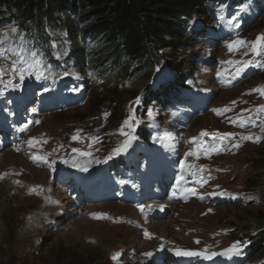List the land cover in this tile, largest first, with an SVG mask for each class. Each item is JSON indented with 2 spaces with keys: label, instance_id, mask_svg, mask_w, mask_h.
I'll return each mask as SVG.
<instances>
[{
  "label": "rangeland",
  "instance_id": "rangeland-1",
  "mask_svg": "<svg viewBox=\"0 0 264 264\" xmlns=\"http://www.w3.org/2000/svg\"><path fill=\"white\" fill-rule=\"evenodd\" d=\"M213 1H197L187 22L192 35L155 67L148 89L174 84L182 92L178 102L173 91L160 95L164 106L143 103V92L127 81L122 92L90 67H69L58 25L46 41L16 22L0 25V49L15 50L0 58L2 106L14 109L0 114V130L8 122L0 141H9L0 150V264H264V95L253 91L264 86V66L257 67L264 55L251 50L264 36V0H234L229 14L232 0ZM237 40L246 43L230 51ZM143 127L149 139L138 135ZM204 132L236 135L221 142ZM217 144L222 151L205 153ZM120 159L139 174L128 179ZM102 168L101 185L88 179ZM123 206L129 214L119 212ZM237 241L239 254L225 255Z\"/></svg>",
  "mask_w": 264,
  "mask_h": 264
},
{
  "label": "trees",
  "instance_id": "trees-1",
  "mask_svg": "<svg viewBox=\"0 0 264 264\" xmlns=\"http://www.w3.org/2000/svg\"><path fill=\"white\" fill-rule=\"evenodd\" d=\"M197 1L0 0V25L16 22L19 30L38 33L40 37H45L50 27L58 25L68 41L71 64L90 67L92 73L105 79L109 86L118 89L122 85V92L127 81L136 92H143V103L164 106L166 103L159 96L176 95L177 86H162L155 92L148 86L165 51L178 46L188 32L192 35L187 22L197 12ZM225 1L213 2L219 5ZM89 21L94 22L93 29L83 31ZM46 52L51 55L53 51L50 48ZM179 81H184V76ZM137 133L143 139L150 138L144 127ZM260 239L259 244H262L264 232Z\"/></svg>",
  "mask_w": 264,
  "mask_h": 264
},
{
  "label": "snow or ice",
  "instance_id": "snow-or-ice-1",
  "mask_svg": "<svg viewBox=\"0 0 264 264\" xmlns=\"http://www.w3.org/2000/svg\"><path fill=\"white\" fill-rule=\"evenodd\" d=\"M238 26V25H237ZM12 32H15L16 29L13 28L11 29ZM7 34H5L6 36ZM21 39H23V37H21ZM264 36L262 37H258L256 41L252 42L251 44V50L253 52L256 53L257 56H260V55H264ZM246 42L245 41H242V40H237L235 42H232L228 45L229 47V50L230 51H233V50H236L237 46H242L243 44H245ZM15 50L14 49H0V58H4V59H7V52H14ZM247 53H245L246 55ZM33 56H35V53L32 54ZM23 61V57L21 56L19 60H13L12 62V70H17V64L22 62ZM251 62L250 61H245L244 62V65L243 67H239L237 68V71L235 73V76L239 77L243 74L244 72V69L250 64ZM264 65L262 64H258L257 67H262ZM6 71L5 68L3 67H0V74H3L4 72ZM23 75H21L20 79L23 80ZM18 86V85H17ZM253 91H259L261 92L262 95H264V86H262L261 88H258V89H254ZM138 102V101H137ZM230 109H224L223 111H228ZM213 111H216L217 114H221V111L220 109H214ZM258 111H264V105H261L260 108L258 109ZM151 114V113H150ZM128 122L125 121V124H127ZM240 127H244L245 126V123L244 122H241L239 124ZM201 135H213V136H216V137H219V139L221 140V142L224 140V139H227L228 137H234L236 134L235 133H224V134H220V133H215V134H209L207 132H204L202 133ZM77 137L74 136L73 139H76ZM253 137L252 136H243L242 139H245V140H248V139H252ZM255 142H259V138H256V141ZM35 142L34 141H29V144L30 146L33 145ZM129 146V143L128 142H125V144L121 147V148H118L116 149L117 152L119 151H123L125 150L127 147ZM234 147H240L239 143H237L236 145H234ZM223 149H221L220 145L217 144L215 146H213L211 149H209L207 146H204V151L205 153H209V152H216V153H219V151H222ZM74 151H78V149H74ZM188 155H197V152H190L188 153ZM34 159H38V160H44L45 157H33ZM191 167V166H189ZM86 170V169H85ZM2 178V177H0ZM195 194V193H194ZM239 244L240 242L237 241L235 242L229 249H227L225 251V255H229V254H236L238 255L239 254ZM117 255H114L113 256V259H117ZM147 255H151V253H148ZM177 255H186V256H199V255H204V253H197V252H189V251H178L177 252ZM217 255L216 253H212L211 255H205V258L206 259H211L213 256Z\"/></svg>",
  "mask_w": 264,
  "mask_h": 264
},
{
  "label": "bare ground",
  "instance_id": "bare-ground-1",
  "mask_svg": "<svg viewBox=\"0 0 264 264\" xmlns=\"http://www.w3.org/2000/svg\"><path fill=\"white\" fill-rule=\"evenodd\" d=\"M233 90H235V89H233ZM233 90H231V91H233ZM29 135V134H28ZM28 135H27V137H28ZM23 163V162H22ZM58 174V173H57ZM37 179V178H36ZM162 192H164V190L162 191ZM70 194V193H69ZM191 202V201H190ZM191 204V203H190ZM173 205V204H172ZM181 205H185V206H188V203H184V204H181ZM163 207H165V208H170L171 207V203L169 204V203H167V202H165V203H163ZM119 208V207H118ZM111 212V211H110ZM119 212H123V213H128V210H127V207H121L120 209H119ZM129 214V213H128ZM164 225V224H163ZM166 227H168L167 225H164V227H163V233H165L166 231H165V229H166Z\"/></svg>",
  "mask_w": 264,
  "mask_h": 264
}]
</instances>
